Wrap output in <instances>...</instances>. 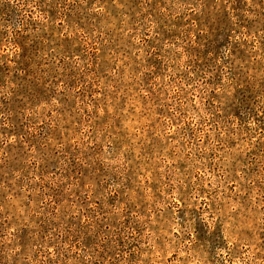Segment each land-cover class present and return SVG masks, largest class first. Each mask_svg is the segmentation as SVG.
I'll list each match as a JSON object with an SVG mask.
<instances>
[{
	"label": "rangeland",
	"instance_id": "374dc122",
	"mask_svg": "<svg viewBox=\"0 0 264 264\" xmlns=\"http://www.w3.org/2000/svg\"><path fill=\"white\" fill-rule=\"evenodd\" d=\"M0 264H264V0H0Z\"/></svg>",
	"mask_w": 264,
	"mask_h": 264
}]
</instances>
